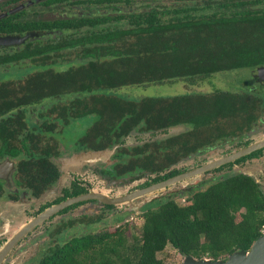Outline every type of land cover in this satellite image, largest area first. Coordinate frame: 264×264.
<instances>
[{
  "label": "trees",
  "instance_id": "trees-1",
  "mask_svg": "<svg viewBox=\"0 0 264 264\" xmlns=\"http://www.w3.org/2000/svg\"><path fill=\"white\" fill-rule=\"evenodd\" d=\"M13 1L18 0L9 2ZM47 1L44 4L94 5V14L76 22L49 24L12 22L16 15L0 20V35L36 33L21 46L0 51V68L29 65L24 78L0 81V162H14L17 184L33 198L58 180L53 159H60L61 143L56 137L61 140L62 129L76 119L94 118L69 144L94 154L111 150L106 176L145 177L130 191L199 167L208 161L202 159L192 168L180 166L199 152L256 128L263 93L214 91L132 101L109 91L264 67L262 0H174L169 5H137L132 0ZM249 6L257 10L248 11ZM111 20L116 23L105 26ZM76 25L82 29H75ZM43 29L49 33L43 34ZM178 126L187 129L167 134ZM157 134L162 137L155 138ZM138 135L151 138L125 145L127 138ZM249 144L251 140L245 138L233 152ZM258 152L208 171L227 169L171 195L186 201L185 205H177L170 196L141 204L139 235L131 237V245L124 236L126 226L120 225L112 231L63 239L68 229L83 225L82 220L91 221L68 219L48 234L52 240L39 251L34 264H161L156 254L166 245L182 257L197 260L247 251L264 227V194L250 176L231 168L255 159ZM85 193L86 184L71 182L37 213ZM84 203L70 205L58 215ZM100 208L115 206L101 204Z\"/></svg>",
  "mask_w": 264,
  "mask_h": 264
},
{
  "label": "rangeland",
  "instance_id": "rangeland-1",
  "mask_svg": "<svg viewBox=\"0 0 264 264\" xmlns=\"http://www.w3.org/2000/svg\"><path fill=\"white\" fill-rule=\"evenodd\" d=\"M132 1V4L136 3L137 5L139 3L148 2L158 5H169L170 2L174 0ZM261 4L264 5V0L261 1ZM23 9L29 12H41L35 8L27 9L24 7ZM109 15H112L113 17L115 16V14L113 15L111 13H109ZM114 23L116 22L111 20L105 26L110 27L113 26ZM120 23H122V21H120ZM120 23L118 22L117 25ZM53 69L57 70L56 67H53ZM27 71H29V65L25 62L14 66L10 65L2 67L0 68V81L20 80L27 75ZM256 85L259 86V84L255 83V81L251 78L250 73L247 72L246 69H239L229 72H219L206 78L196 77L188 80H173L160 84L121 87L110 90L109 93L127 100L137 101L148 97L166 98L181 95H203L214 91H246V89H248L246 86H249L251 87L250 89H252ZM257 90L258 89H255L254 92H257ZM48 102L49 101H45L46 105ZM93 119V116L76 119L72 121L69 126L62 129L60 135L61 140L56 137L57 141L61 143L59 154L60 159H53V162L57 165L60 171V177L57 183L50 186L49 190L36 200V203L19 202L20 204L18 205H9L7 203L6 195H3L0 198V240L8 239L15 234L22 226H24L26 220L29 221V219H32L31 216L34 215L38 206L45 202H50L53 198L60 196V190L62 188H67L70 182L75 179L81 178L82 181L86 182L90 188L89 193L102 194L108 198L123 195L133 189L135 185H138L145 180V177L140 178L141 176L138 175H130L128 177L111 181L107 180L109 177L105 175V172L108 170V162L111 161V150L102 152L101 156H93L95 155L94 153L87 152L85 150H75L72 145L69 144L70 142H75V140L82 135ZM186 129L187 127L185 126L174 127L168 130L167 134H177L185 131ZM159 137H162V135H155V138ZM246 137H249L251 143L264 140V108L261 110L259 125L249 134L225 143H220L213 148L203 150L202 152H199V155L195 159L187 161V163L180 167L192 168V166L194 167L202 159L203 161L209 162L228 155L238 149L236 144ZM150 138L151 137L149 135L131 136L125 140V145H132ZM231 170L250 176L256 184H258L261 192L264 194V153L255 159L244 162L241 165L233 166ZM97 172H99L100 175H97ZM226 172L227 169L218 173L205 172L206 174L204 173L197 178L180 181L165 190L158 192V194H149L137 201L124 203L122 206H116L113 210L101 209L98 201L86 203L72 211L67 212L65 215L55 217L53 220L45 222L41 226L37 227L23 242H21L10 254L7 255L2 264H34L39 251H41L44 245H48L52 240L49 238L48 234L54 231L55 226L61 222L62 219L78 220L85 217L88 220H91L90 222L82 220L84 222L83 225H75L62 233L63 239H67L70 235L76 236L79 234H96L103 231V229L112 231L113 228L120 225V227L126 226L127 230L125 231L124 236L127 238L128 245H131V237H138L139 235L142 220L138 217V209L141 204L159 196H170L172 201L177 205H185L186 201L177 197L174 198V196L171 195L180 189L187 187V185H194L200 180H208L217 175L225 174ZM96 217H99L98 221L95 220ZM114 218H119L121 221L113 222ZM156 259H158L161 264H182L183 262V257L177 254V252L169 245H166L162 251L156 254ZM227 259L228 258L226 256L220 258L221 261H227ZM233 259L235 258H231V260Z\"/></svg>",
  "mask_w": 264,
  "mask_h": 264
},
{
  "label": "flooded vegetation",
  "instance_id": "flooded-vegetation-1",
  "mask_svg": "<svg viewBox=\"0 0 264 264\" xmlns=\"http://www.w3.org/2000/svg\"><path fill=\"white\" fill-rule=\"evenodd\" d=\"M9 1L10 0H0V20L3 19V18H7L10 15L11 16L12 15H16L15 17L12 18V20H13L12 22H18V23H32V22H37L38 24H49V23H52L54 21H67V20H71L72 22H76V20H78V19L85 18L88 13L90 14V16H92L94 14V12H93L94 11L93 10L94 5H90V4H86L85 6L78 5V4L77 5H72V4H70L71 1H70V3L62 2V3H59V4H57V3H55V4H44L45 2H48L47 0H18V1H13V2H9ZM150 5H152V3H150ZM22 6H24L27 9L35 8V9L40 10L41 12L40 13H36L35 11L29 12V11L23 9L24 7H22ZM247 8H248L247 9L248 11H255V10H257V8L254 7V6L253 7L252 6H249ZM111 14H113V13H111ZM73 27L75 29H77V30H80V28H81V26L79 27L78 25L73 26ZM42 33L43 34L49 33V31H46V29H43L42 30ZM6 36L24 38V40L19 45L0 46V51H2L3 49L12 48V47H19L24 42H26V40L29 37L36 36V33H35V31H33V32L31 31V32H23V33H20V34L14 33V34L0 35V37H6ZM263 68L264 67L255 68L253 70L246 69L247 72L250 73L251 78L255 81V83L259 84V86L256 85L252 89H250L251 87L246 86V88H248V89H246V91H238V92H250V93H252V92H254L255 89H258L257 92H254V93H256V94L263 93L264 94V80L261 79L258 76V71L260 69H263ZM231 71H234V70H231ZM226 72H229V71H226ZM263 108H264V106L259 111L260 112V115H259V118L257 120L256 127L260 123L261 110ZM246 138L249 139V137H246ZM258 151L259 152H258L257 157L260 156V155H262L264 153V148H261ZM4 161H8L9 163H11V168L8 171H6L5 174H2L1 177H0V198L3 195H6L7 196V203L9 205L10 204L11 205H18L20 203H26V202L27 203H36V200L39 199L46 191L49 190V189H47L44 192H42L37 198H33L29 194V192L27 190L23 189L21 186H19L17 184L16 179L14 177V162L13 161H10V160H4ZM4 161H1L0 163H2ZM57 169H58V167H57ZM58 172H59V177H60V171H59V169H58ZM97 175H99L98 172H97ZM59 177H58V180H59ZM107 180H110L111 181V180H116V179L109 178ZM57 181L55 183H57ZM71 182H79V183L82 182V183H84V184L87 185V183L84 182V181H82L81 178L80 179H75V180H73ZM62 189H64V188H62ZM62 189L60 190V196H61ZM89 189L90 188L87 185V192H89ZM133 191H135V190H133ZM133 191H128V192H126L123 195H126L128 193H131ZM123 195H120V196H123ZM60 196H57V197L53 198L50 202H45L42 205L38 206V208L36 209V212L34 213L33 216H31V218L34 217V216H36L38 214L37 212H38V210L41 207H43L47 203H51L53 200H55L56 198H58ZM115 197H119V196H115ZM141 198H143V197H141ZM141 198L134 199V200H132L130 202L137 201V200H139ZM92 202H96V201L95 200H89V201H85L84 204H86V203H92ZM113 206H115V207L116 206H122V204L113 205ZM100 207H101V204H100ZM58 214L59 213L54 214L53 216H51L50 218H48L46 221L42 222V224H44L45 222H49V221L53 220L55 217L65 215L66 213H62L60 215H58ZM30 220L31 219H29V221ZM29 221L26 220L25 224L28 223ZM65 221H66L65 219H62L61 222H65ZM61 222H59L58 224H61ZM42 224H40L39 226H41ZM36 228H37V226H36ZM36 228H33V229L35 230ZM33 229L30 232H28L24 237H22L10 249V251L5 255V257L3 258V260H2V262L0 264L3 263V261L7 257V255L10 254L15 247H17L21 242H23L29 236V234L33 231ZM11 237H9L8 239H5V240H0V249L5 245L6 242H8V240ZM23 246H25V245H23Z\"/></svg>",
  "mask_w": 264,
  "mask_h": 264
},
{
  "label": "water",
  "instance_id": "water-1",
  "mask_svg": "<svg viewBox=\"0 0 264 264\" xmlns=\"http://www.w3.org/2000/svg\"><path fill=\"white\" fill-rule=\"evenodd\" d=\"M23 40L24 38H18V37H10V36L0 37V46L19 45L20 43L23 42ZM258 76L264 80V68L258 71ZM261 148H264V140L256 143H251L246 147L239 149L229 155L220 157L214 161H209L199 167L193 168L191 170L178 174L174 177L168 178L164 181L149 185L145 188L135 190L123 196L108 198L101 194L87 192L85 194L67 198L45 209L42 213L38 214L37 216L32 218L28 223L22 226L0 249V263L2 262L5 255L10 251V249L28 232H30L33 228L40 225L48 218H50L54 214L58 213L59 211L63 210L64 208L70 205L84 201H89V200H95L98 201L99 204H104V205L124 204L134 199L148 196L149 194H156L180 181L191 180V178L192 179L197 178L203 175L205 172L216 169L227 163H231ZM93 156H101V153L95 154ZM10 168H11V163H9L8 161H4L0 163V177L2 174H5L6 171H8ZM247 252H249V258L247 261H244ZM226 257L228 258L227 261H221L220 259L211 260L206 258L197 260L192 257H183L182 264H264V235H260L250 245L247 251H235ZM231 258H235V259L231 260Z\"/></svg>",
  "mask_w": 264,
  "mask_h": 264
},
{
  "label": "bare ground",
  "instance_id": "bare-ground-1",
  "mask_svg": "<svg viewBox=\"0 0 264 264\" xmlns=\"http://www.w3.org/2000/svg\"><path fill=\"white\" fill-rule=\"evenodd\" d=\"M248 258H249V252L246 253L245 258H244V261H247Z\"/></svg>",
  "mask_w": 264,
  "mask_h": 264
},
{
  "label": "built area",
  "instance_id": "built-area-1",
  "mask_svg": "<svg viewBox=\"0 0 264 264\" xmlns=\"http://www.w3.org/2000/svg\"><path fill=\"white\" fill-rule=\"evenodd\" d=\"M260 233L261 235H264V227L261 228Z\"/></svg>",
  "mask_w": 264,
  "mask_h": 264
}]
</instances>
